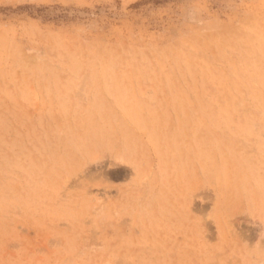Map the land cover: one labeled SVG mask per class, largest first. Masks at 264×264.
<instances>
[{
  "label": "rangeland",
  "instance_id": "374dc122",
  "mask_svg": "<svg viewBox=\"0 0 264 264\" xmlns=\"http://www.w3.org/2000/svg\"><path fill=\"white\" fill-rule=\"evenodd\" d=\"M0 264H264V0H0Z\"/></svg>",
  "mask_w": 264,
  "mask_h": 264
}]
</instances>
